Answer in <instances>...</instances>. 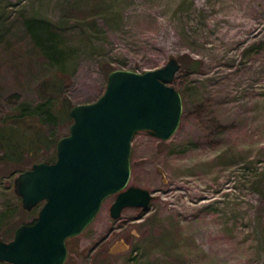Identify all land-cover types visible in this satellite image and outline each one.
Listing matches in <instances>:
<instances>
[{
  "label": "rangeland",
  "instance_id": "rangeland-1",
  "mask_svg": "<svg viewBox=\"0 0 264 264\" xmlns=\"http://www.w3.org/2000/svg\"><path fill=\"white\" fill-rule=\"evenodd\" d=\"M28 19L57 32V53ZM171 57L180 124L167 140L138 131L131 141L128 185L151 191L149 207L114 219L107 197L67 239L63 264H264V0H0V126L44 102L43 79H65L56 110L96 100L112 68L143 72ZM39 121L49 139L69 132L67 121ZM55 159L52 142L0 159V238L40 208H22L16 176Z\"/></svg>",
  "mask_w": 264,
  "mask_h": 264
},
{
  "label": "water",
  "instance_id": "water-1",
  "mask_svg": "<svg viewBox=\"0 0 264 264\" xmlns=\"http://www.w3.org/2000/svg\"><path fill=\"white\" fill-rule=\"evenodd\" d=\"M179 69L174 57L143 72L114 69L96 100L70 108L72 123L56 142L55 161L35 162L14 179L24 210L42 205L33 222L15 228L12 239H0V262L63 264L66 239L81 233L111 195L114 219L127 207L147 210L151 191L128 185L131 141L138 131L161 140L175 133L182 98L171 83Z\"/></svg>",
  "mask_w": 264,
  "mask_h": 264
},
{
  "label": "trees",
  "instance_id": "trees-1",
  "mask_svg": "<svg viewBox=\"0 0 264 264\" xmlns=\"http://www.w3.org/2000/svg\"><path fill=\"white\" fill-rule=\"evenodd\" d=\"M37 22L39 24L46 23L43 20ZM28 23L30 28L29 32L33 38L36 39L37 43L39 42L40 45L43 44V50L45 52H51V54L57 53V32L50 28L46 29V34L45 31L44 33H41L40 28L33 27V25L36 24L35 20L28 19ZM192 62L191 70H194L198 66V61L193 60ZM112 70L114 69H110V71ZM64 86L65 79L59 74H56L49 79H43L40 83L38 92L43 97L44 102L32 111L26 110L25 107L21 105L19 113L13 117V120L9 124L7 123L0 126V159L6 160L8 163H18L22 160L24 154L31 155L33 149L42 148L43 145L50 146L51 142L52 145H54L57 142L59 139L58 137L56 138L57 140L45 137L37 124L40 125V118L42 121L50 120L55 124L64 121H67L70 124L72 123V118L69 116V110L75 104L72 105L69 101H66L65 103H60L56 110L53 109L55 103L60 101ZM41 204L42 203H39L38 205L41 206ZM35 208L36 206L32 208V210ZM36 217L26 223L33 222ZM0 239L5 241V238L1 237ZM0 264L10 263L0 262Z\"/></svg>",
  "mask_w": 264,
  "mask_h": 264
}]
</instances>
